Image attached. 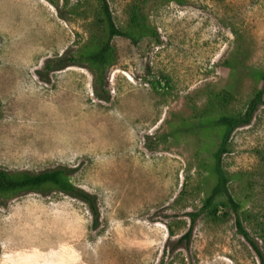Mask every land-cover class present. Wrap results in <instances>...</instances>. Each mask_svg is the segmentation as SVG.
I'll use <instances>...</instances> for the list:
<instances>
[{
  "label": "rangeland",
  "instance_id": "1",
  "mask_svg": "<svg viewBox=\"0 0 264 264\" xmlns=\"http://www.w3.org/2000/svg\"><path fill=\"white\" fill-rule=\"evenodd\" d=\"M107 1L123 27L133 0ZM181 1L150 8L159 42L114 40L101 99L86 66L44 67L87 42L96 0H0V169L64 166L99 212L95 225L85 203L60 192L0 198V264H264V96L221 158L262 261L232 212L199 213L218 131L167 134L205 85L234 95L226 113L244 110L258 86L251 69L264 70V0Z\"/></svg>",
  "mask_w": 264,
  "mask_h": 264
},
{
  "label": "trees",
  "instance_id": "2",
  "mask_svg": "<svg viewBox=\"0 0 264 264\" xmlns=\"http://www.w3.org/2000/svg\"><path fill=\"white\" fill-rule=\"evenodd\" d=\"M96 1L98 3V14L91 22L92 28L87 42L69 57L60 58L56 65L53 66L47 61L44 67L52 71L74 64L86 66L93 74L95 94L101 99H107L108 94L104 88L108 72L116 64L118 58L114 40L123 38L129 40L133 45L144 38L155 43L159 42L155 28L149 23L150 8L152 5H162L172 1L182 3V1L133 0L127 7V19L123 27H118L115 24L107 0ZM239 56V50L234 49L221 65L223 72L231 74L237 71ZM251 77L258 86L242 112L236 114L226 113L234 95L228 90H215L210 85H205L188 96L194 102L190 106V114L188 116L180 114L179 117L173 118L168 123L169 130L167 134L170 137L177 138L180 134L187 136L193 133L194 130L200 132L202 136L206 130H209V133L211 129L218 131L219 143L211 154L212 164L208 170L211 183L207 186L199 213L205 214L210 220H219L228 216L229 211L232 212L235 216L236 231L249 243L262 261L263 257L257 243L251 239L241 221V209L243 207L229 193L228 182L230 177L224 171L221 163L222 155L228 152V140L231 133L236 128L248 125L254 113L262 104L264 70L251 69ZM196 100L199 105H196ZM199 100H202V103ZM70 173L71 171L64 166L38 173L29 171L10 172L0 169V198H11L27 193L46 196L51 192H60L85 203L96 225L99 218L96 197L74 185L70 179ZM190 215L194 220L196 214Z\"/></svg>",
  "mask_w": 264,
  "mask_h": 264
}]
</instances>
